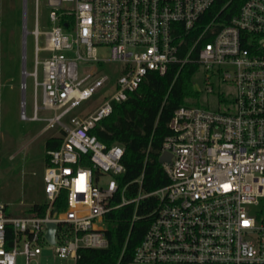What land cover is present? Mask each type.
Returning a JSON list of instances; mask_svg holds the SVG:
<instances>
[{
    "label": "built area",
    "instance_id": "2783aa9c",
    "mask_svg": "<svg viewBox=\"0 0 264 264\" xmlns=\"http://www.w3.org/2000/svg\"><path fill=\"white\" fill-rule=\"evenodd\" d=\"M43 1L50 21L45 29L39 22ZM27 2L25 48L31 33ZM35 2L34 75L42 68L35 119L47 122L45 130L59 126L63 140L48 151L45 214L15 215L0 202V264H18L20 255L24 264H41L46 246L76 264L81 248L108 247L105 216L111 210L151 195L158 204L133 262L264 264V0H246L228 22H220L218 14L206 23L204 14L217 0ZM190 62L206 69L207 92H214L215 80L236 88L231 107L180 106L160 153L171 154L160 162L169 183L133 199L124 196V188L121 202L114 204L117 176L126 171L125 147L106 144L93 130L151 72L165 75L171 64L182 69ZM107 65L112 69L106 71ZM25 75L30 74L25 70ZM101 89L109 90L92 112L71 115ZM22 108V118L29 119L26 101ZM43 109L54 115L40 118ZM1 123L0 87V151ZM64 191L67 208L54 211ZM50 222L57 224L54 244L46 237Z\"/></svg>",
    "mask_w": 264,
    "mask_h": 264
},
{
    "label": "trees",
    "instance_id": "16d2710c",
    "mask_svg": "<svg viewBox=\"0 0 264 264\" xmlns=\"http://www.w3.org/2000/svg\"><path fill=\"white\" fill-rule=\"evenodd\" d=\"M245 1L217 0L204 14L202 22L206 23L218 14L220 22H228ZM199 66L198 63L190 62L180 69L174 63L165 75L151 72L139 89L131 93L128 100L115 103L113 113L93 130L106 144H120L125 147L123 163L126 171L117 176L120 189L114 204L121 202L124 188V196L133 199L140 191L153 192L169 183V177L160 163L161 148L165 138L171 133L169 123L175 111L182 105L190 104L198 96V91L194 89L193 76ZM62 140V136L47 140L46 162L49 161L48 151L59 148ZM143 173L142 182L137 181ZM66 197V191L62 192L55 203L54 211L67 208ZM157 204V196L151 195L141 199L139 203L132 202L111 210L105 216L108 247L81 248L76 264L132 263L134 252L153 220L152 213ZM46 208L45 204H35L30 211L45 214ZM135 213L139 216L136 220Z\"/></svg>",
    "mask_w": 264,
    "mask_h": 264
},
{
    "label": "rangeland",
    "instance_id": "374dc122",
    "mask_svg": "<svg viewBox=\"0 0 264 264\" xmlns=\"http://www.w3.org/2000/svg\"><path fill=\"white\" fill-rule=\"evenodd\" d=\"M48 9L44 6L39 11L41 28H49ZM36 2H27V36L25 48V0H1L0 14V87H1V153H0V202L8 205L10 212L21 215L35 204L46 201L44 191V170L46 167V142L51 137L62 136L59 126L45 130L47 122L35 119L36 81L42 80V68L36 72ZM26 54V56H25ZM102 54H106L103 50ZM113 65H107L106 71ZM25 70L30 75H25ZM207 71L199 66L193 76L194 89L198 96L191 100L194 105L214 110H226L236 95V88L223 81L215 80L214 92L206 89ZM109 89H101L97 96L81 102L71 115H86L103 101ZM39 103L42 104V90H38ZM26 101V114L22 118V104ZM231 107V106H230ZM52 110L43 109L39 117L49 118ZM68 117L64 121H68ZM108 181L110 176L105 174ZM41 264H75L73 259H63L54 255L47 246L38 258ZM20 255L18 264H24ZM32 264H36L33 261ZM130 264H152L132 262Z\"/></svg>",
    "mask_w": 264,
    "mask_h": 264
},
{
    "label": "water",
    "instance_id": "95a60500",
    "mask_svg": "<svg viewBox=\"0 0 264 264\" xmlns=\"http://www.w3.org/2000/svg\"><path fill=\"white\" fill-rule=\"evenodd\" d=\"M170 159H171V154L165 153L160 157V162L168 161ZM56 231H57V224L55 222H50L48 224V232L46 234V237L53 244L56 242Z\"/></svg>",
    "mask_w": 264,
    "mask_h": 264
}]
</instances>
